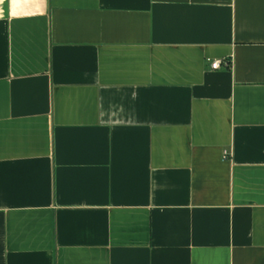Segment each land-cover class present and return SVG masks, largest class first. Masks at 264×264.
I'll return each mask as SVG.
<instances>
[{
    "label": "crops",
    "instance_id": "crops-1",
    "mask_svg": "<svg viewBox=\"0 0 264 264\" xmlns=\"http://www.w3.org/2000/svg\"><path fill=\"white\" fill-rule=\"evenodd\" d=\"M0 264H264V0H0Z\"/></svg>",
    "mask_w": 264,
    "mask_h": 264
},
{
    "label": "built area",
    "instance_id": "built-area-1",
    "mask_svg": "<svg viewBox=\"0 0 264 264\" xmlns=\"http://www.w3.org/2000/svg\"><path fill=\"white\" fill-rule=\"evenodd\" d=\"M220 65H221L220 60H212V61H211V64H210V66H211L212 68H218V67H220ZM223 152H224L223 157H224L225 159H226V158H229L230 152H228L227 150H223Z\"/></svg>",
    "mask_w": 264,
    "mask_h": 264
}]
</instances>
